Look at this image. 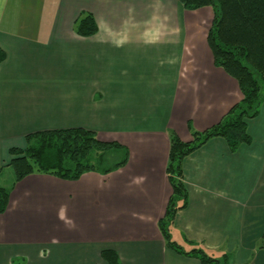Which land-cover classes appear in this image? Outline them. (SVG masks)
<instances>
[{"label":"crops","instance_id":"obj_1","mask_svg":"<svg viewBox=\"0 0 264 264\" xmlns=\"http://www.w3.org/2000/svg\"><path fill=\"white\" fill-rule=\"evenodd\" d=\"M83 13L97 26L90 36L74 30ZM212 20L211 6L188 10L178 0H0V173L9 149L35 131L84 128L128 151L106 174L17 181L0 213V264H107L103 249L119 264H200L165 246L158 221L172 192L170 132L189 141L242 98L214 63ZM247 131L250 142L234 151L215 136L183 158L188 203L171 238L229 253L232 264H264V250H255L264 225V100Z\"/></svg>","mask_w":264,"mask_h":264},{"label":"trees","instance_id":"obj_2","mask_svg":"<svg viewBox=\"0 0 264 264\" xmlns=\"http://www.w3.org/2000/svg\"><path fill=\"white\" fill-rule=\"evenodd\" d=\"M178 1L188 10L212 7L213 20L207 32V43L215 65L236 80L242 98L217 123L202 131H193L189 141H183L170 132L165 171L172 192L158 227L165 246L177 254L196 258L200 264H230L229 253L214 257L189 240L186 242L191 247L185 249L172 240L169 226L177 210L188 203V193L182 179L183 158L215 136L223 137L231 151L240 144L250 142L247 120L259 113L264 100V0ZM74 30L82 36L94 34L97 26L93 16L89 13L80 15L75 20ZM4 57L5 53L0 48V63ZM25 141V147L9 149L12 156L9 165L16 181L31 173L76 180L87 171L106 174L116 170L128 159L124 146L114 141L100 140L95 132L84 128L35 131L27 134ZM114 150H123V157L106 164L105 160ZM9 193L7 187L0 185V213L7 207ZM101 258L107 264H119L118 255L112 249H103Z\"/></svg>","mask_w":264,"mask_h":264},{"label":"rangeland","instance_id":"obj_3","mask_svg":"<svg viewBox=\"0 0 264 264\" xmlns=\"http://www.w3.org/2000/svg\"><path fill=\"white\" fill-rule=\"evenodd\" d=\"M96 134V133H95ZM97 138H99L97 135H96ZM123 157V150H114V151H111L110 154H109V158H107L105 160V163L107 164L108 162H110L111 164L117 160H120L121 158ZM9 165V164H8ZM29 175V174H28ZM17 181L15 180L14 178V173H13V169L11 166L5 168L3 170V172L0 173V185H3L5 187H7L9 190H11V187L16 183ZM173 223V222H172ZM171 223V225H172ZM171 225L169 226V231L170 233L172 234L173 232H171ZM75 227V224L73 222L72 224V228ZM264 225L262 227H260V231L262 232L261 236L259 237L260 240L259 242H257L255 244V250L256 249H263L264 250V243L262 242L264 240ZM175 239H178L179 237H174ZM173 240V239H172ZM174 241V240H173ZM178 244L180 245H183L184 247L185 244L179 240L177 241ZM246 243V242H245ZM187 248V247H186ZM190 247H188L189 249ZM211 256H214V257H220V254H217V253H214L212 254ZM231 258V256H230ZM230 264H232V259H230Z\"/></svg>","mask_w":264,"mask_h":264}]
</instances>
